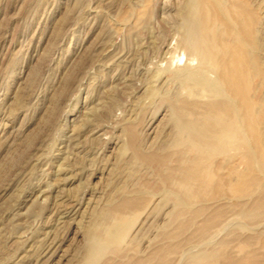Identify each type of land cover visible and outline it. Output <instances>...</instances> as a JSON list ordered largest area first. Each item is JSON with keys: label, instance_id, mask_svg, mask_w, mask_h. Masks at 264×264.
Here are the masks:
<instances>
[{"label": "rangeland", "instance_id": "1", "mask_svg": "<svg viewBox=\"0 0 264 264\" xmlns=\"http://www.w3.org/2000/svg\"><path fill=\"white\" fill-rule=\"evenodd\" d=\"M198 1L0 0V264H264L248 136L209 151L211 183L182 210L155 168L194 153L182 120L228 100L182 40ZM209 1L257 17L248 94L262 108L264 0ZM249 159L254 181L220 183Z\"/></svg>", "mask_w": 264, "mask_h": 264}, {"label": "bare ground", "instance_id": "2", "mask_svg": "<svg viewBox=\"0 0 264 264\" xmlns=\"http://www.w3.org/2000/svg\"><path fill=\"white\" fill-rule=\"evenodd\" d=\"M198 2L201 12L197 16L192 11L187 12L185 35H182V40L190 49H193L199 64L211 69L214 78L224 86L228 100L210 105L202 113H197V110H194V114H197L194 119L181 121V128L188 133L189 144L191 143L190 145L194 147L193 154L190 153L189 156H186V152L177 154L178 166L176 165V168L168 167L165 161H161L155 166L156 170L164 168L163 170L171 171L168 180L177 189L169 192L177 202L174 207L178 210L184 209V205L189 207L194 197H197L199 192H203L202 190L210 185L212 172L205 162L213 147L218 150L230 147L239 151L245 147L244 141L248 136L251 144L250 149H252L255 158L261 162L264 161V98L260 94L261 96L257 100L262 108L254 109V102L248 94L250 83L248 82L247 59L251 58L249 57L251 52L258 45L257 34L255 35L257 17L255 19L256 15L254 16L251 9H247L243 1L236 4L234 13L228 8L212 4L209 0H199ZM208 15L211 16L210 21L207 20ZM221 27L222 31L218 32L217 29ZM212 111L219 115L214 123L212 120L204 118ZM229 135L233 136V140H228ZM136 144L134 143L133 147L138 151ZM246 152L242 151V155H246ZM139 153L141 152L139 151ZM139 153L135 155L136 159L140 158ZM245 162L244 170L239 171L232 168L230 173H233L234 176L224 177L220 183H225L234 192L235 190L239 192L245 188L246 183L254 181L256 178L253 174L252 161L249 159ZM174 171H178L179 174H174ZM238 194L240 197L243 196L241 193ZM238 194L236 193V197Z\"/></svg>", "mask_w": 264, "mask_h": 264}]
</instances>
